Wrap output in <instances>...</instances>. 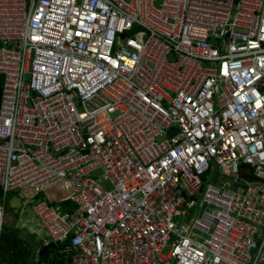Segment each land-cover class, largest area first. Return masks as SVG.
I'll return each instance as SVG.
<instances>
[{
	"label": "built area",
	"instance_id": "1",
	"mask_svg": "<svg viewBox=\"0 0 264 264\" xmlns=\"http://www.w3.org/2000/svg\"><path fill=\"white\" fill-rule=\"evenodd\" d=\"M0 80V188L44 247L264 264V0H0Z\"/></svg>",
	"mask_w": 264,
	"mask_h": 264
},
{
	"label": "trees",
	"instance_id": "2",
	"mask_svg": "<svg viewBox=\"0 0 264 264\" xmlns=\"http://www.w3.org/2000/svg\"><path fill=\"white\" fill-rule=\"evenodd\" d=\"M12 197L13 196H9L7 202L5 203L6 210L9 209V202ZM0 199H3V191L1 188ZM34 202L36 201L31 200V203L24 201V207L20 211L18 217L20 218L23 214H25L29 205ZM61 205L65 209H69L71 211L75 209V207L70 203H63ZM21 232L22 229L20 228H10L4 226L3 234L0 240V264H30L29 257L31 254V248L29 244L20 237ZM39 233L41 234L42 232ZM68 245L69 244H58L57 249H49L45 255L36 259L34 264H71L73 261V253L67 249Z\"/></svg>",
	"mask_w": 264,
	"mask_h": 264
},
{
	"label": "water",
	"instance_id": "3",
	"mask_svg": "<svg viewBox=\"0 0 264 264\" xmlns=\"http://www.w3.org/2000/svg\"><path fill=\"white\" fill-rule=\"evenodd\" d=\"M125 36H122V39H124ZM1 102H2V83L0 80V108H1ZM243 173H247L249 175L252 174V170L247 168L243 170ZM0 204H1V200H0ZM10 208L12 210H14V212L16 214H19L20 211L22 210L24 204H23V200L21 197H14L11 201H10ZM20 237L26 241L30 247H31V255L29 258L30 264H34L35 263V258L38 254L44 255L45 253H47V251L49 250V248L55 247L54 245H52L51 247H46L43 248V250H41V246L38 243V238L37 235H32L30 234L29 231H23L20 233Z\"/></svg>",
	"mask_w": 264,
	"mask_h": 264
},
{
	"label": "rangeland",
	"instance_id": "4",
	"mask_svg": "<svg viewBox=\"0 0 264 264\" xmlns=\"http://www.w3.org/2000/svg\"><path fill=\"white\" fill-rule=\"evenodd\" d=\"M212 181H217V176L212 178ZM209 183L212 184V182L209 181ZM29 193V191L26 189L23 192L17 193L19 196H23L24 201L31 203V200L33 199V196H29L25 198V194ZM44 196L47 197L49 200H51L53 197H57L56 203H60L62 199L67 197V192L64 191L59 185L51 188L50 190H46L44 192ZM37 204V202H34L33 204L29 205L28 210H26V218L27 216L31 219H34V216L32 214V208ZM203 210V205H200L195 212H201ZM6 218H5V226L12 227L17 222V217L14 215L13 211H7L6 212Z\"/></svg>",
	"mask_w": 264,
	"mask_h": 264
},
{
	"label": "crops",
	"instance_id": "5",
	"mask_svg": "<svg viewBox=\"0 0 264 264\" xmlns=\"http://www.w3.org/2000/svg\"><path fill=\"white\" fill-rule=\"evenodd\" d=\"M53 187H55V186H53ZM53 187H51V188H53ZM51 188H49L48 190H50ZM11 196H13L12 197V199L14 198V197H16V196H18V197H21L22 198V200H23V204H24V198H23V196H19L17 193L16 194H13V195H11ZM25 198H26V196H25ZM11 199V200H12ZM56 199H57V197H53L51 200H54V201H56ZM1 200V204L0 205H4V199H0ZM10 200V201H11ZM33 201H37L36 200V198H34V199H32ZM7 202V201H6ZM5 202V203H6ZM9 204H10V202H9ZM24 207V206H23ZM6 209V208H5ZM7 211H13L14 212V210H12L11 208H10V205H9V209L8 210H6V212ZM20 214V213H19ZM19 214H16L15 212H14V215L17 217L16 219H17V222L14 224V225H12V227H10V228H15V227H17V228H20V229H22V232L23 231H29L30 232V234H32V235H37V240H38V243L40 244V246H41V250H43V248H46V247H44L43 246V241H44V239H45V234L40 230V228L38 227V225H36L37 224V222L35 221V219H31V218H29L28 216H27V218H26V213L25 214H23L20 218L18 217V215ZM7 215V214H6ZM5 218H6V216H5ZM33 224V225H32ZM30 225H32V226H30ZM4 226H5V223H4ZM27 226H28V228H27ZM37 229H36V228ZM42 232L41 234L39 233V232ZM30 246V245H29ZM55 247H52V248H49V249H57V245H54ZM31 248V247H30ZM49 251V250H48ZM47 251V252H48ZM46 254V253H45ZM44 254V255H45ZM31 255V254H30ZM40 256H43V255H41V254H38L37 256H36V258H35V262H36V259H38ZM30 258V257H29Z\"/></svg>",
	"mask_w": 264,
	"mask_h": 264
}]
</instances>
